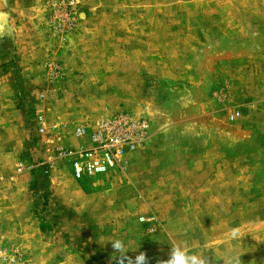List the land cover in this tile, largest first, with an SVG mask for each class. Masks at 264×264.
I'll list each match as a JSON object with an SVG mask.
<instances>
[{"label":"rangeland","instance_id":"1","mask_svg":"<svg viewBox=\"0 0 264 264\" xmlns=\"http://www.w3.org/2000/svg\"><path fill=\"white\" fill-rule=\"evenodd\" d=\"M119 114L150 132L118 167L47 163ZM113 239L264 264V0H0V251L110 264Z\"/></svg>","mask_w":264,"mask_h":264},{"label":"built area","instance_id":"2","mask_svg":"<svg viewBox=\"0 0 264 264\" xmlns=\"http://www.w3.org/2000/svg\"><path fill=\"white\" fill-rule=\"evenodd\" d=\"M69 6L72 12L75 1H71ZM65 17L70 19L68 14H65ZM38 126L39 133L46 135L48 128L43 117H39ZM149 132L150 124L145 118L129 114L102 117L93 128L78 126L74 135L82 140V143L77 147L55 146L47 158V163H69L76 179L100 176L118 167L124 155L143 146L148 140ZM57 138L60 140L59 135ZM22 168L20 164L18 171L21 172ZM0 255L7 264L17 263L16 251H0Z\"/></svg>","mask_w":264,"mask_h":264},{"label":"clouds","instance_id":"3","mask_svg":"<svg viewBox=\"0 0 264 264\" xmlns=\"http://www.w3.org/2000/svg\"><path fill=\"white\" fill-rule=\"evenodd\" d=\"M242 233L239 227L230 230L229 240H240ZM113 248V256L110 264H149V258L146 253L138 252L135 257L127 255L129 249L126 243L121 239H113L110 241ZM242 253H236L232 249H228L223 259L224 264H242L240 259ZM220 258V259H221ZM216 257L208 254L202 255L197 250H189L186 242L172 243L168 253V258L159 260L158 264H216Z\"/></svg>","mask_w":264,"mask_h":264},{"label":"crops","instance_id":"4","mask_svg":"<svg viewBox=\"0 0 264 264\" xmlns=\"http://www.w3.org/2000/svg\"><path fill=\"white\" fill-rule=\"evenodd\" d=\"M253 95H255L256 96V94H253ZM252 98H254V103H256V98L255 97H253V96H251ZM250 100H251V98H250ZM256 107H258V108H260V103H259V105H255ZM257 109V108H256Z\"/></svg>","mask_w":264,"mask_h":264}]
</instances>
